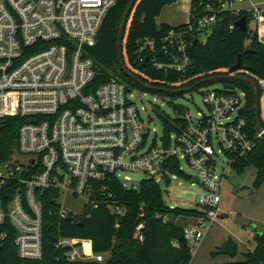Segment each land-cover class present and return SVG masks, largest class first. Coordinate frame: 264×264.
Wrapping results in <instances>:
<instances>
[{
  "label": "built area",
  "instance_id": "obj_1",
  "mask_svg": "<svg viewBox=\"0 0 264 264\" xmlns=\"http://www.w3.org/2000/svg\"><path fill=\"white\" fill-rule=\"evenodd\" d=\"M220 1L225 7L233 0ZM116 4L117 0H0V118L25 120L18 146L0 162V244L13 230L21 257L43 255L47 194L56 200L62 218L104 204L121 217L126 206L112 190L114 184L137 189L140 181L133 183L128 172L160 184L169 174L177 175L167 167L171 160L179 161L181 170L184 160L195 174L191 179L197 177L207 189L202 198L205 217L185 228L188 243L196 242L208 223L222 215L220 154L229 158L227 166H234L237 157L250 153L264 136V125L262 130L252 128L245 111L246 91L234 85L206 90V112L193 114L178 104L174 117L182 123L148 144L150 119L134 101L135 89L119 76L94 83L100 68L89 48ZM189 21L170 28L159 40H138L137 61L151 62L166 73H186L193 65L191 40L204 42L200 34L212 29L217 16L204 14ZM157 53L169 61H158ZM68 198H81L83 212L71 211ZM173 244L179 246L178 241ZM57 246L70 247V260L102 263L107 255L95 253L91 240L60 237ZM190 247L195 253V246Z\"/></svg>",
  "mask_w": 264,
  "mask_h": 264
},
{
  "label": "trees",
  "instance_id": "obj_2",
  "mask_svg": "<svg viewBox=\"0 0 264 264\" xmlns=\"http://www.w3.org/2000/svg\"><path fill=\"white\" fill-rule=\"evenodd\" d=\"M130 1L117 0L116 6L109 11L104 20L96 44L89 48V55L100 68L94 83L98 85L112 76H119L129 89L160 92L141 87L122 72L119 65L117 38L124 12ZM176 1L136 0L134 3L122 38L124 65L132 75L157 87L174 89L192 87L197 81L206 77L228 74L230 67L237 62L239 54H242L243 63L248 69L240 71V74L253 79L260 86L264 85V42L260 40L258 31L253 30L249 24L246 31L239 30L235 25L243 16H247L250 23L252 14L244 10L236 12L224 8L220 0L191 1L189 23H194L197 16L212 13L216 14L217 22L206 33L207 38L204 42L191 40L190 54L193 65L186 73H166L155 69L151 62L137 61L138 40L144 38L159 40L170 28L188 25L187 22L178 25L157 23V17L163 8ZM231 25H235L234 28H231ZM248 49L251 51L245 52ZM156 59L169 61L167 56L161 53H157ZM224 83H231L246 91L245 111L254 128L256 126L254 87L240 81H224ZM262 93L264 92L261 89L260 97ZM24 122V119L16 116L0 118V162L9 159L18 146V133ZM162 122L164 134L168 136L177 129V124L182 123V120L178 117L162 116ZM261 123L264 125L262 116ZM250 165L257 168L254 187L259 188L264 182V136L250 153L237 157L234 163L239 172H243ZM167 167L173 174L188 177L179 168V161L171 160ZM112 190L125 203L126 213L121 217L113 214L104 204L95 209H86L81 215L62 218L57 211L56 200L51 199L50 194H47L43 197L45 207L42 257L39 259L21 257L14 242L15 232L12 230L6 240L0 244V264H190L193 254L190 244L182 240L185 228L178 223V219L189 215L204 218V211L198 212L167 205L161 185L153 178H143L137 189H125L116 182ZM60 237L91 240L95 253L107 254L105 261L98 263L93 260L68 259L66 253L70 247H58L57 242ZM173 241H178L179 246H175ZM213 264H264V232L254 249L245 253L244 260Z\"/></svg>",
  "mask_w": 264,
  "mask_h": 264
},
{
  "label": "rangeland",
  "instance_id": "obj_3",
  "mask_svg": "<svg viewBox=\"0 0 264 264\" xmlns=\"http://www.w3.org/2000/svg\"><path fill=\"white\" fill-rule=\"evenodd\" d=\"M235 4H239L236 2ZM242 3L240 5H244ZM173 8H166L163 15L157 19L158 23L172 22ZM207 34L202 32L200 39L205 40ZM223 81H215L201 86H195L191 90H185L179 94H163L160 92L135 89L133 99L145 119L149 122L151 133L148 144L154 139L160 141L164 133L162 116L174 118L173 104L177 103L182 108L190 110L193 114L198 111H207L203 97L206 90L222 89ZM188 88L180 87L178 89ZM239 90V89H238ZM262 107L261 116L264 117V93L260 98ZM217 147V146H216ZM229 158L220 154L218 172L223 173L222 187V215L219 221L208 223L209 228H204V235L196 242L190 240V246H195L190 264H213L224 262L242 261L245 253L256 245L255 236L257 232L264 231V190L257 191L254 182L257 175V168L250 165L239 172L235 166H227ZM182 170L188 177L171 174L166 181H161V189L167 205L187 210L203 212L202 198L207 189L201 183H192L193 170L181 160ZM224 168H223V167ZM133 183H138L144 176L139 172H128ZM69 209L76 213L83 212L84 201L81 198H68L66 201ZM202 218L200 216H184L178 219V223L184 228L191 225H198ZM228 238L237 245V252L234 255L222 252Z\"/></svg>",
  "mask_w": 264,
  "mask_h": 264
},
{
  "label": "water",
  "instance_id": "obj_4",
  "mask_svg": "<svg viewBox=\"0 0 264 264\" xmlns=\"http://www.w3.org/2000/svg\"><path fill=\"white\" fill-rule=\"evenodd\" d=\"M135 2H136V0H131L127 6V8L124 12L123 18H122V22L120 24L118 38H117V54H118L119 65H120L122 72H124L126 75L130 76L141 87H143L147 90L160 91V92H164L167 94H179L185 90H191L195 86H200L202 84L212 83L215 81H223V82L224 81H240V82L249 83L255 89L254 111H255L256 127L258 128V130H262L263 126L261 123V106H260V98L261 97H260V93H261V89L264 90V88L261 87L260 85H258L257 82L254 81L253 79H251V78H249L243 74H239V71L248 69V67L246 65H244V63H243L242 54H239L237 62L232 67H230L228 74L206 77L202 80L197 81L195 86L183 88V89L182 88L181 89H178V88L174 89V88H166V87H157V86L148 84L142 80L137 79L134 75H132L127 70V68L124 65V61H123V57H122V38H123V34L125 31V27L127 24L129 14H130ZM248 24H249V20H248L247 16L241 17L235 23L237 28L241 31H246L248 29ZM195 42H197V40ZM250 51L251 50L248 49L245 52H250ZM224 87L229 88V89H233L234 85L231 83H225ZM179 110H180V107L178 106V104H176V103L173 104V111L175 112V111H179ZM198 181L199 180L197 177H193V179H192L193 183H198ZM262 234H263V232H257L256 236H255V240L258 241ZM182 240L184 241V243H188V239L185 236L182 237ZM236 248H237L236 244L228 242L226 244V246L224 247V249L222 250V252L225 254L234 255V254H236ZM87 251L90 253V248H88Z\"/></svg>",
  "mask_w": 264,
  "mask_h": 264
},
{
  "label": "crops",
  "instance_id": "obj_5",
  "mask_svg": "<svg viewBox=\"0 0 264 264\" xmlns=\"http://www.w3.org/2000/svg\"><path fill=\"white\" fill-rule=\"evenodd\" d=\"M191 1L192 0H177L173 4L166 5L163 8L161 14L157 17V19L163 15V11L166 8H173L175 15L170 18L171 20H168L172 22H162V23H167L169 25H178L188 22L190 20ZM236 2H239V4H235ZM242 3L245 4L240 5ZM224 8H228L236 12L242 10L250 12L252 14V20L250 21L249 26L253 30L258 31L260 40L264 42V0H233L227 3ZM259 190L260 191L264 190V182L259 188H257V191ZM230 240H232V238H228L227 242H230ZM230 243L236 244L234 241ZM252 249H254V247ZM236 252H237V248H236Z\"/></svg>",
  "mask_w": 264,
  "mask_h": 264
},
{
  "label": "bare ground",
  "instance_id": "obj_6",
  "mask_svg": "<svg viewBox=\"0 0 264 264\" xmlns=\"http://www.w3.org/2000/svg\"><path fill=\"white\" fill-rule=\"evenodd\" d=\"M89 244L86 243V247H88Z\"/></svg>",
  "mask_w": 264,
  "mask_h": 264
}]
</instances>
